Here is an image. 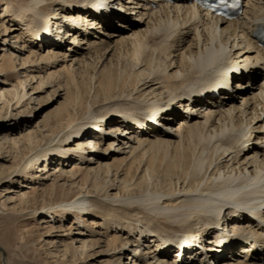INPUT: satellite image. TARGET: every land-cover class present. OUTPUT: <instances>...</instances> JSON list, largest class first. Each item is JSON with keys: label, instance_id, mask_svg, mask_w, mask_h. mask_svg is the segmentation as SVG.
<instances>
[{"label": "bare ground", "instance_id": "6f19581e", "mask_svg": "<svg viewBox=\"0 0 264 264\" xmlns=\"http://www.w3.org/2000/svg\"><path fill=\"white\" fill-rule=\"evenodd\" d=\"M19 3L24 7L4 3L0 10V36L26 37L10 46L11 56L1 50L0 75L14 72L13 54L27 53L34 64H20L12 92L0 89V127L15 132L28 123L32 111L11 119L8 108L12 100L15 108L29 100L31 83L39 82L28 87L31 96L49 88L42 73L62 91L59 74L66 72L78 106L83 93L76 80L93 68L87 80L93 103L101 105L56 133L58 148L41 162L46 179L65 177L69 173L61 170L75 162L79 168L71 178L92 165L108 176L112 164L102 162L110 159L130 175L153 154L139 183L124 185L140 195H119L114 179L105 188L115 194L99 200L101 188L91 194L82 184L72 199L39 217L38 228L51 225L46 237L63 233L72 254L90 264H121L127 254L128 264H264V0H242V13L233 20L188 0ZM130 48L136 62L127 81L116 68ZM45 61L54 66L42 67ZM3 142L0 151L9 141ZM48 165L60 169L50 174ZM160 182L169 193L149 191ZM69 218L74 222L65 228Z\"/></svg>", "mask_w": 264, "mask_h": 264}, {"label": "rangeland", "instance_id": "374dc122", "mask_svg": "<svg viewBox=\"0 0 264 264\" xmlns=\"http://www.w3.org/2000/svg\"><path fill=\"white\" fill-rule=\"evenodd\" d=\"M19 1L21 2V0H0V10L4 6V3L10 4L15 8L24 7V5L19 3ZM49 6L50 4L47 3V7ZM55 8L57 9V7H54L53 9L56 10ZM55 14H59V17L63 15V13H59V11L55 12ZM0 15H2L1 11ZM5 25H7V27L10 26L8 23ZM1 29L2 20H0V30ZM14 36L20 37V32L13 34L6 33V35H3L2 33L0 36V56L3 54L1 50H5L4 52L8 57L11 56L12 52L10 51V46L22 45L20 41L24 42V40H26V37L23 39L20 37L17 39L18 42L16 44L17 40L12 38ZM6 37L7 42L3 47L2 43ZM69 45H66V49L70 47ZM130 49L128 51H122L123 54L120 59L121 63L119 62V66L116 68L120 75L125 71L122 76L124 78L122 79L121 77V79H127V81L133 79L134 65L136 62V59H134L136 55L134 56L133 50ZM125 52H128V54L124 55ZM27 55V53L22 55L13 54L14 58H17V62H13L15 70L14 72L11 70V72L7 71V74L2 72L5 74L3 76L0 75V82H3L5 85H0V89L6 90L7 92H12V90L15 89L14 87H16V83L18 82V75L20 76L19 73L21 72L19 70V68L22 67L20 64H22L23 61L26 62V67H30L31 65L33 66L34 64L33 59L26 61ZM51 62L53 63V61H45L41 66L46 68L47 65H49L50 67L53 65H51ZM1 64L2 61H0V65ZM30 69L33 70L34 68ZM57 69H51V71L48 72H53ZM92 70L93 68L90 67L87 70L88 72L83 74V78L81 79L85 80L84 83L81 84L80 77H78L76 80L81 88L80 91L83 93H81L83 97L80 96L81 99L78 102V106L73 104L75 89L73 85H71V82L67 80L68 77L66 76V72H61L59 75L62 78L64 77V79H61L60 83L61 89H63L62 91L58 90L57 83L53 82V80H46V73H42L40 75L45 77L44 82H47L45 83L49 85V88L45 89L41 93H33L31 96V89L37 87L39 82L31 83V85L28 86L31 89L28 90L27 87L28 96L26 98L29 100L25 101L22 106L17 108H15L13 105L15 100H12L13 103L11 102L12 104L8 108V115H12L11 119L27 118L31 111L32 117L28 120V123L25 124V128L19 126V129L15 132L8 131V129L4 128V126L0 127V144L4 143L3 141L5 138L9 141L3 146V150L0 151L3 153L1 158L4 156L6 157L0 161V264H90L85 263L84 260L83 262L80 258H78V255L72 254V250L70 249V246H68L69 241L66 239V237H61L63 236V233H52L49 234L50 237L47 238L46 235L48 230H50L51 225H47L46 229L38 228L39 217L41 215H50L49 213H44L49 209V207L72 199L81 189L82 184H86L85 188L87 187L91 194L97 193H93L95 189L94 187L101 188L96 194L98 197H95V199L99 200L104 199L107 195L112 196V194H115L114 192L116 191L106 192L105 188L110 183V180L113 181L114 179V185L119 188L120 191L118 193L119 195L132 196L133 194L134 196H138V194L140 195L142 193L141 191H137V189L131 192L125 191L124 187L127 185L126 183L128 181V183H131L133 187L139 183V179L137 178L144 176L141 175L143 174L141 169H144L143 167L145 164H148L150 158H146H148L149 155L152 156L153 154L151 153L146 154V156H144L145 158L142 157V160L140 159L141 161H143V158L144 161L148 160L147 162L143 161L140 163V166H138L139 163H137V161L133 163L132 166L134 167L137 165L138 167L136 168L139 170H136L134 167L132 172H130V175H126V166L125 169L123 164H119V162L117 163V161H114V159H110L108 161L105 160L106 162H102V165L105 163L112 164L111 171L109 172L108 176L105 174V170L98 171L96 169L97 166L92 165L91 167L83 166L85 170H82L76 174L74 173L75 176L71 178L69 177V174H71L73 171L72 169L79 168V163L75 162L61 170L69 173L65 177L58 178V180H56L54 176L50 177V179H46L47 177L45 176L46 174L44 171L46 163L42 164L41 162L43 158H45V152H54L58 148V140L61 138V135H56V133H58V131L68 122L76 120L79 121L87 110L90 109L93 112H97L101 106L99 105V102L98 104L93 103V97L91 98V96H93V84L91 90L87 80L89 77H87V75H90ZM128 76L131 79L128 78ZM20 79L23 80V78ZM66 82H69L67 83L68 86H66ZM127 85L130 86V83H127ZM127 85L124 88L127 91L124 90L123 92H128L129 87ZM89 92L91 93L89 94ZM80 101L83 103H81V107L79 106ZM96 105L97 107H95ZM86 107L88 109H86ZM4 112V108L3 110H0V116H2V113ZM5 116L6 115H4V117ZM1 123L2 120H0V124ZM29 131L33 133L31 137L27 138L28 136L26 135H28ZM135 163L137 164L134 165ZM54 168L57 170L60 169V167L57 168V166L48 165L46 170H50L49 173L51 174ZM93 168L96 169V171ZM121 168L125 169V171L121 170ZM131 169L132 168H130V170ZM116 170H119L118 173ZM137 171L138 173L139 171L141 173L138 174ZM114 172H116V176L113 178ZM133 174L135 176H133ZM14 175L17 177H14ZM57 175L59 174H56V176ZM104 176H107V178H103ZM132 176L133 180H131ZM20 184H22L24 187H20ZM52 184H54V187ZM168 188L169 187H167L166 184L160 182L155 187L153 186L150 188L149 191L155 193H169L170 190ZM21 198L25 202H20ZM139 212L142 213L141 210ZM73 222L74 218H69L67 223H65V228H69ZM66 246H68L70 250H68L67 255H64ZM129 256L130 254H127L122 260L121 264H128L130 261L128 258ZM102 260H105V258L101 259V261Z\"/></svg>", "mask_w": 264, "mask_h": 264}]
</instances>
